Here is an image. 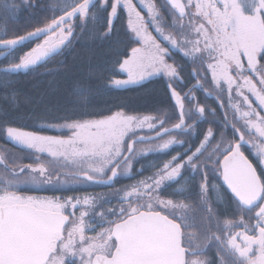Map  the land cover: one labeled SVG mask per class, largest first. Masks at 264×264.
Wrapping results in <instances>:
<instances>
[{
  "label": "snow or ice",
  "instance_id": "snow-or-ice-1",
  "mask_svg": "<svg viewBox=\"0 0 264 264\" xmlns=\"http://www.w3.org/2000/svg\"><path fill=\"white\" fill-rule=\"evenodd\" d=\"M166 5L170 22L153 0H139V5L111 0L110 10L109 0H73L61 15L25 36L0 38V56H11L23 42L44 37L18 62L9 60L0 68L5 76L27 72L71 43L77 17L83 26L106 11L108 29L102 35L107 37L123 10L129 41L136 46L118 61L127 78L112 79L111 85L127 88L163 76L172 102L170 111L157 115L117 110L48 125L60 135L7 127L14 145L36 155L32 163L19 164L0 153V264H264V114L247 94L264 109V0H166ZM27 7H34L32 0H0V10L7 13ZM140 9L147 10V17ZM176 53L193 66L196 83L188 92L177 89L182 69L174 59L169 63ZM196 88L208 96L214 88L221 100L225 116L219 138L209 127L195 150L172 156L152 176L117 190L118 206L101 195L25 194L64 191L86 182L112 187L121 170L130 173L141 154L137 144L150 141L143 154L183 144L176 137L194 130L206 114L205 106L192 104ZM228 109L234 110L231 124ZM211 113L215 116L216 110ZM144 128L155 136L139 135ZM201 174L194 192L191 181ZM173 186L172 196L164 198ZM221 205L229 212H221ZM211 248L214 261L206 256Z\"/></svg>",
  "mask_w": 264,
  "mask_h": 264
},
{
  "label": "trees",
  "instance_id": "trees-1",
  "mask_svg": "<svg viewBox=\"0 0 264 264\" xmlns=\"http://www.w3.org/2000/svg\"><path fill=\"white\" fill-rule=\"evenodd\" d=\"M17 2L19 3V0ZM72 2L73 0H32L34 7L21 8L13 13L0 10V38L12 39L25 36L36 27L43 26L52 18L61 15V10ZM135 2L139 5V0ZM153 2L170 22L169 6L166 2L164 0H153ZM110 3L111 0H109V10ZM140 10L142 15L147 17V10ZM97 17L95 21L89 18L87 24L83 26L77 17L72 22L74 32L69 38L71 43L45 64L34 67L28 72L7 76L0 73V139L7 138V127L52 135L50 133L56 130L48 125L62 124L74 119L99 118L100 114H108L112 111L124 110L130 115L139 116L157 115L166 109L170 111L169 105L172 102L163 76H155L139 85L123 89L110 85L111 79L119 75L118 61L128 55L130 47L136 45L129 41L131 33L127 29V17L123 10L119 11L118 18H114L112 31L107 37L102 35L108 29L107 12L99 11ZM40 40L17 46L12 56H0V68L6 67L9 60L18 62L19 57L35 47ZM173 59L182 69L183 83H178L177 89L182 93L188 92L195 83L190 75L193 66L179 53L169 59V63ZM208 80H211L210 74ZM255 82L259 87V82ZM78 89L85 90V94L78 95ZM247 94L253 108L264 114V109L255 103V97L251 93ZM194 95L196 99L192 101V104L198 102L201 106H205L206 114L198 121L194 130L176 137L177 140L183 141V144L170 145L171 151L168 152L175 153L174 155H183L187 149H184L182 145L188 144L193 137H199L198 142L193 141L194 146H198L209 127L217 132V138H219L217 129L218 126L222 127L225 109L220 106L221 100L217 99L216 90L213 88V96L209 97L203 89L196 88ZM233 96L237 100L240 99L235 97V93ZM222 103L227 108V91L223 95ZM191 106L186 104V108ZM242 107L247 106L242 105ZM212 109L216 110L215 116L211 113ZM227 115L231 124L234 110L228 109ZM175 116L178 119V111ZM166 126L169 127L171 124ZM138 134H142L141 131H138ZM228 138H231V126L228 129ZM0 149L17 151L8 146ZM252 161L260 171L259 162L255 158ZM199 177L201 179L202 174ZM209 183H212L211 174H209ZM210 196L214 197V193L210 192Z\"/></svg>",
  "mask_w": 264,
  "mask_h": 264
},
{
  "label": "flooded vegetation",
  "instance_id": "flooded-vegetation-1",
  "mask_svg": "<svg viewBox=\"0 0 264 264\" xmlns=\"http://www.w3.org/2000/svg\"><path fill=\"white\" fill-rule=\"evenodd\" d=\"M44 40L42 38L39 43H41ZM193 71V70H192ZM194 78V77H193ZM195 83H196V78H194ZM194 83V84H195ZM192 88V87H191ZM199 122H197L198 124ZM141 135V134H139ZM199 137H193L191 138V141L188 144L182 145L184 146V149H187L191 147L195 148L194 144L195 142L199 141ZM195 142L193 143V141ZM193 143L192 145H190ZM13 143L8 139H0V148H6L7 146L11 149L17 150L15 151H3L0 150L1 153L4 154L6 159H9V156H18V161L17 163L19 164H28L32 163L35 158V153L33 151H25L24 148L16 147L12 145ZM150 145V141H145L144 144H137L136 149L138 152H140V155H137L133 161H132V168L130 170V173L128 175H124L122 170L121 174L118 175L114 182L112 187H108L105 185H100V184H95L91 182H86L83 184H75V185H69L67 186V189L64 191H53V190H39V191H28L25 194L27 195H59V196H64V197H69V196H79L83 197L85 195H101L109 198L112 201L111 206H118L116 204V201L119 197L115 196L114 193H116L117 190H123L125 188H130L131 186L137 184L139 181L146 179L149 176H152L155 171L158 168H161L163 164L169 160H171L172 156H175V153L168 152L169 150L171 151V147L168 148V150L165 151H151L147 152V154H143L144 149H147ZM147 145V146H146ZM189 145V146H188ZM155 155V157H154ZM251 160H253L252 157H250ZM253 162V161H252ZM254 166L255 163L253 162ZM259 166V164H258ZM261 170V166H260ZM191 170H189L188 173H185V175H190ZM110 175V173H109ZM200 177L196 176L194 180L191 181L190 187H192L194 192L199 191V182H200ZM175 186L168 188L166 191H164L163 196L164 198H170L172 196V193L174 191ZM106 208L108 205L105 206ZM221 212L228 213L229 208L227 205H221L220 206ZM99 230V229H97ZM207 259L209 260H215L216 259V251L214 248H211L207 251L206 253ZM204 258V257H201Z\"/></svg>",
  "mask_w": 264,
  "mask_h": 264
},
{
  "label": "rangeland",
  "instance_id": "rangeland-1",
  "mask_svg": "<svg viewBox=\"0 0 264 264\" xmlns=\"http://www.w3.org/2000/svg\"><path fill=\"white\" fill-rule=\"evenodd\" d=\"M13 55V54H12ZM11 55V56H12ZM118 72H119V75L118 76H116V77H114V78H112V79H126L127 78V76H126V74H124V73H120V71H119V67H118ZM155 77V76H154ZM154 77H150V78H148V79H146L145 81H147V80H149V79H151V78H154ZM111 79V80H112ZM145 81H143V82H145ZM143 82H141V83H143ZM140 83V84H141ZM110 85H111V83H110ZM112 86V85H111ZM113 87V86H112ZM259 87H260V85H259ZM115 88V87H114ZM123 89V88H122ZM255 103H256V101H255ZM257 104V103H256ZM258 105V104H257ZM259 106V105H258ZM55 130H56V132H52V133H50V134H52V135H60L61 133H60V131L59 130H57L56 128H55ZM66 131V130H65ZM139 132L141 131V135L142 136H151V135H153V132L154 131H151V130H149V129H147V128H144V129H141V130H138ZM39 134H41V135H44L43 133H39ZM46 135H49V134H46ZM165 139H167V138H165ZM160 141H155V143H159ZM149 145V144H148ZM147 146V145H146ZM150 146V145H149ZM16 161H18V158L17 157H15L14 158Z\"/></svg>",
  "mask_w": 264,
  "mask_h": 264
},
{
  "label": "water",
  "instance_id": "water-1",
  "mask_svg": "<svg viewBox=\"0 0 264 264\" xmlns=\"http://www.w3.org/2000/svg\"><path fill=\"white\" fill-rule=\"evenodd\" d=\"M164 1L166 2V0H164ZM41 37H43V36H41ZM41 37H40V38H41ZM33 40H37V39L27 40V41L23 42L21 45H24V44H26V42L28 43V42L33 41ZM21 45H19V46H21ZM63 48H64V46H61V50H60L58 53L52 54L51 56H49L48 58H46L44 61H42L41 63H39L37 66L44 64V63H45L46 61H48L50 58H52L53 56L59 54V53L62 51ZM210 96H211V95H210ZM178 114H179V113H178ZM151 136H155V134H153V135H151ZM151 136H149V137H151Z\"/></svg>",
  "mask_w": 264,
  "mask_h": 264
},
{
  "label": "bare ground",
  "instance_id": "bare-ground-1",
  "mask_svg": "<svg viewBox=\"0 0 264 264\" xmlns=\"http://www.w3.org/2000/svg\"><path fill=\"white\" fill-rule=\"evenodd\" d=\"M56 56V55H55ZM55 56H53V57H55Z\"/></svg>",
  "mask_w": 264,
  "mask_h": 264
}]
</instances>
